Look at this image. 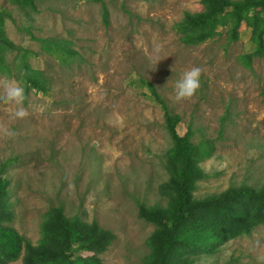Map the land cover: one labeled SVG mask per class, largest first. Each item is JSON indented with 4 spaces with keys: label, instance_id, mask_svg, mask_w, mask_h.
Segmentation results:
<instances>
[{
    "label": "rangeland",
    "instance_id": "rangeland-1",
    "mask_svg": "<svg viewBox=\"0 0 264 264\" xmlns=\"http://www.w3.org/2000/svg\"><path fill=\"white\" fill-rule=\"evenodd\" d=\"M201 1L102 0L105 22L91 0H33V7L0 0V38L8 46L0 55L9 69L0 82L28 88V115L13 119L17 106L4 103L0 86V167L7 164L1 177L11 213L0 224V247L7 233L23 239L16 254L0 251V264H25L26 242L33 254L45 250L42 226L55 208L113 234L99 264H144L155 227L138 207L167 206L160 193L172 148L165 111L178 135L189 129L194 144L213 143L198 165L205 177L196 199L243 183L264 186V54H253L264 13H249L259 18L254 27L246 20L234 33L228 19L211 38L188 45L177 31L188 24L185 14L194 22L213 16ZM23 65L41 73L42 91L25 86ZM193 66L201 69L200 87L178 101L175 83ZM77 247L73 257L91 256ZM193 264H264V225Z\"/></svg>",
    "mask_w": 264,
    "mask_h": 264
},
{
    "label": "trees",
    "instance_id": "trees-1",
    "mask_svg": "<svg viewBox=\"0 0 264 264\" xmlns=\"http://www.w3.org/2000/svg\"><path fill=\"white\" fill-rule=\"evenodd\" d=\"M25 5L33 7V0H21ZM102 6L103 19L106 22L108 12L102 0H91ZM212 12L208 21H192L185 14L186 25L177 27L184 33L182 39L188 45H197L214 35L219 24H225L228 19L233 23V31L239 29L241 22L253 19L259 24L257 16L249 17L252 10L264 13V0H202ZM264 26V25H263ZM199 32L198 34H195ZM264 28L253 37L256 45L255 55H263ZM230 37V40H233ZM52 46H56L53 44ZM7 43L0 38V53L7 48ZM248 59V58H247ZM0 71L9 72L2 63L0 55ZM22 78L25 86L37 91L44 88L43 78L38 70L27 65L22 67ZM28 88H25L27 91ZM166 129L172 141V148L166 154L165 168L168 181L160 187V193L167 199V206L154 205L147 207L140 204L138 217L155 227L148 240L149 256L144 264H193L195 258L202 255H213L224 243L242 236H249L259 225H264V186L255 189L245 183L237 187L196 199L193 192L198 181L205 177L199 164L212 156L214 146L212 141H200L194 144L190 141L191 131L188 129L183 136L176 132L177 121L166 111L164 112ZM7 164L0 167V224L11 218L8 211V181L1 177ZM43 237L47 240L44 248L34 252L26 242V250L30 253L25 264H99L97 255L106 250L113 241V234L100 228L96 222L84 224L78 216L66 217L62 208L52 209L51 217L42 226ZM7 241L3 242L0 251H6L7 256L18 252L23 239L15 233H7ZM90 253L91 256L79 258L72 256V248Z\"/></svg>",
    "mask_w": 264,
    "mask_h": 264
},
{
    "label": "clouds",
    "instance_id": "clouds-1",
    "mask_svg": "<svg viewBox=\"0 0 264 264\" xmlns=\"http://www.w3.org/2000/svg\"><path fill=\"white\" fill-rule=\"evenodd\" d=\"M201 69L193 66L186 69L181 74L174 86L176 100L189 99L195 95L200 87ZM3 87V101L6 104H14L17 107L13 112V119H23L28 115L26 108L23 106L25 101V89L16 80L4 79L0 82Z\"/></svg>",
    "mask_w": 264,
    "mask_h": 264
}]
</instances>
